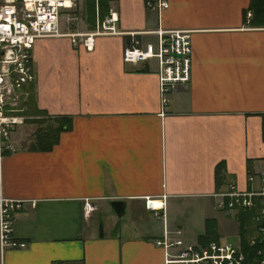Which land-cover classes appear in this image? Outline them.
<instances>
[{
    "label": "crops",
    "instance_id": "crops-1",
    "mask_svg": "<svg viewBox=\"0 0 264 264\" xmlns=\"http://www.w3.org/2000/svg\"><path fill=\"white\" fill-rule=\"evenodd\" d=\"M151 1L108 0L116 32L91 34L87 47L100 20L89 27L83 6V25L60 26L80 34L74 42L34 41V103L71 127L48 151L14 143L3 156L0 196L19 203L12 235L25 245L5 249L0 264H163L152 240L166 229L195 243L205 219L218 240L237 236L233 213L217 210L212 194L264 168V25L248 24L249 0H168L158 11ZM157 27L190 31L189 80L163 110L154 62L121 59L131 39L154 42Z\"/></svg>",
    "mask_w": 264,
    "mask_h": 264
},
{
    "label": "built area",
    "instance_id": "built-area-1",
    "mask_svg": "<svg viewBox=\"0 0 264 264\" xmlns=\"http://www.w3.org/2000/svg\"><path fill=\"white\" fill-rule=\"evenodd\" d=\"M79 0H0V168L5 154L15 149L12 133L15 125L24 121L22 104L26 98V85L34 80L32 47L42 37L68 35L74 42L78 33L61 32L60 26ZM150 8L163 10L168 0H152ZM116 17L113 13L95 22V31L84 35L82 43L91 44V34L115 33ZM150 34L154 42L131 39L123 46L121 59L128 63L153 61L156 66L159 104L161 110L168 96L177 86L184 85L190 77V31L186 29L156 28ZM219 211L249 214L250 234L248 246L254 248L255 261L264 264V168L247 171L244 185L230 180L220 191L212 194ZM149 210L157 209L152 200H145ZM19 208L17 201L0 196V253L5 249L23 248L25 243L12 235V212ZM84 203V212L91 209ZM157 215L156 212H154ZM162 235L153 239L161 247L163 264H243L245 254L238 241H210L206 244L187 243L179 237Z\"/></svg>",
    "mask_w": 264,
    "mask_h": 264
},
{
    "label": "trees",
    "instance_id": "trees-1",
    "mask_svg": "<svg viewBox=\"0 0 264 264\" xmlns=\"http://www.w3.org/2000/svg\"><path fill=\"white\" fill-rule=\"evenodd\" d=\"M83 14L89 27H93L95 17L101 20L108 12V0H82ZM248 10L251 12V19L248 24L264 25V0H249ZM26 98L22 103L24 110L20 114L25 115L23 121L26 124H33L35 127L30 136L26 139V148L34 151H48L52 145L57 142L59 133L69 130L71 127V118L69 116H49L44 110L37 109L34 103L32 85H26ZM261 136L264 139V114H261ZM24 142V141H23ZM223 168L220 163L216 165V180L222 182L221 175L217 178L218 173ZM242 216V215H241ZM238 234L240 237V247L245 254L243 264H257L255 261L254 248L248 246L247 238L251 232L249 214L244 213L242 217L237 219ZM248 225V226H247ZM215 230V221L213 219H205L203 234L197 237L199 244H206L210 241H217Z\"/></svg>",
    "mask_w": 264,
    "mask_h": 264
},
{
    "label": "rangeland",
    "instance_id": "rangeland-1",
    "mask_svg": "<svg viewBox=\"0 0 264 264\" xmlns=\"http://www.w3.org/2000/svg\"><path fill=\"white\" fill-rule=\"evenodd\" d=\"M78 2H80L79 5H76V7L67 15L69 16V19L67 22H63L62 25V29H64V27H71L72 25L74 26H81L83 25V17L81 14V6H82V2L79 0ZM26 119V118H25ZM24 119V120H25ZM34 125L33 124H26L24 122L15 125L13 133H12V140L14 141V143L20 145V143H24L26 141V139L30 136L32 130L34 129ZM24 141V142H23ZM243 214H241L240 212L238 213H233V216L235 218V220H237L239 217H242ZM250 221V220H249ZM248 226V225H247ZM250 230V229H249ZM225 239H221L222 241H230V242H236L238 241L240 243V237L239 234L237 233V236L233 235V236H229V237H224Z\"/></svg>",
    "mask_w": 264,
    "mask_h": 264
},
{
    "label": "water",
    "instance_id": "water-1",
    "mask_svg": "<svg viewBox=\"0 0 264 264\" xmlns=\"http://www.w3.org/2000/svg\"><path fill=\"white\" fill-rule=\"evenodd\" d=\"M112 210L116 217H119L122 214L123 206L121 202L114 201L112 204ZM101 229V226L99 225V230Z\"/></svg>",
    "mask_w": 264,
    "mask_h": 264
},
{
    "label": "bare ground",
    "instance_id": "bare-ground-1",
    "mask_svg": "<svg viewBox=\"0 0 264 264\" xmlns=\"http://www.w3.org/2000/svg\"><path fill=\"white\" fill-rule=\"evenodd\" d=\"M155 207H156V205H158L155 201L152 203Z\"/></svg>",
    "mask_w": 264,
    "mask_h": 264
}]
</instances>
